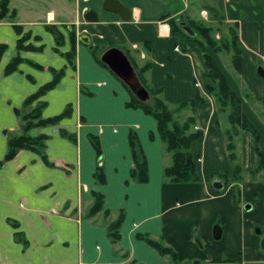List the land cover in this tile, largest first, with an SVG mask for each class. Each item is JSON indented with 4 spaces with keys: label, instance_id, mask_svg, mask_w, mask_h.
Listing matches in <instances>:
<instances>
[{
    "label": "crops",
    "instance_id": "obj_1",
    "mask_svg": "<svg viewBox=\"0 0 264 264\" xmlns=\"http://www.w3.org/2000/svg\"><path fill=\"white\" fill-rule=\"evenodd\" d=\"M118 1L130 9L129 20L105 9L104 0H9L12 16L0 20V44L5 45L0 56V160L8 137L21 132L17 110L25 113L44 102L43 118L67 107L71 116L31 130L46 135L40 152L20 149L0 165V264H264V170L249 173L258 152L264 153V81L256 72L257 66L264 68V0ZM89 11L97 20L86 18ZM169 19H193L219 30L237 26L244 48L237 76L208 48L260 134L257 140L240 131L234 162L224 133L228 122L223 127V115L205 88L202 52L197 47L180 51ZM160 22L168 30L159 31ZM98 45L119 48L138 66L150 62L145 80L152 89L161 87L169 103L195 100L198 91L208 97L195 103L197 127L203 130L191 143L198 181L165 180L170 155L156 120L125 105L128 89L96 60L93 47ZM16 58V67L6 73ZM56 76L53 87L24 104ZM130 129L145 154V183L130 179ZM90 134L99 139L100 158ZM233 163L241 169L239 203ZM98 165L104 182L95 178ZM219 170L227 171V183L212 178ZM94 191L101 192L108 215L103 210L88 215ZM120 210V236L113 242L107 225ZM142 236L162 241L186 260L161 255Z\"/></svg>",
    "mask_w": 264,
    "mask_h": 264
},
{
    "label": "trees",
    "instance_id": "obj_2",
    "mask_svg": "<svg viewBox=\"0 0 264 264\" xmlns=\"http://www.w3.org/2000/svg\"><path fill=\"white\" fill-rule=\"evenodd\" d=\"M8 16L9 0H0V20ZM169 32L171 36L178 38V48L182 52H186L191 47H197L202 52V57L206 67L204 77L206 90L213 95L217 102L218 111L225 113L228 126L225 128V136L227 140V148L232 162L235 161V141L241 130L249 131L255 139H259L258 130L252 125L247 116L243 112L242 102L237 92L230 85L225 76L222 66H219L213 56L208 52V48L212 49L216 54L222 51L230 53L231 66L236 72H241L244 48L240 44L235 24L227 27L229 38L220 36L215 37L218 28L193 19H169ZM188 27V30L184 29ZM107 46H94L93 54L96 60L102 64L99 55ZM5 48L4 44H0V56ZM98 51V53H97ZM129 58V56H127ZM18 58L11 61L6 66V73L12 71L16 67ZM132 63L140 87L146 90V97L140 98L126 84L129 92V100L125 105L131 108H141L144 113L151 115L156 120V129L163 144L164 151L170 155V162L163 167V174L166 181L173 183H188L199 180L196 163L191 152V143L203 134V130L197 127V115L195 103H204L207 97L200 91L196 93L195 100L182 101L179 103H169L162 97V88L152 89L146 82L144 73L149 69L150 62L141 66L129 58ZM58 75V74H57ZM58 77H54L50 82L44 84L40 89L30 95L24 104H29L40 94L45 92L50 87H53ZM264 112V97L260 101ZM44 102H39L30 111L18 114L21 117V132L19 134L10 135L7 139V149L0 165L12 158L20 149H31L40 152L44 147L46 135H32L30 132L39 126L53 124L58 122L63 117L69 114V107L65 108L61 113L52 117L43 118L41 110ZM172 105V106H171ZM183 113V118L182 117ZM71 137V135L69 134ZM150 136L152 134L150 133ZM98 158L101 155V146L97 136L89 135ZM128 143L131 151L132 167L130 169V179L132 181L145 183L148 181V169L144 151L139 143L136 132L133 129L128 131ZM258 163L249 171L250 175H255L257 172L264 170V153L258 152ZM99 162V161H98ZM233 191L236 203H239V192L241 183V169L237 163H233ZM95 178L99 182H104V173L98 165L95 170ZM219 177L223 182L227 183V171H213L212 178ZM92 205L88 210V215H94L103 210V196L101 192H93ZM105 215H108L109 210H103ZM124 217L123 210L118 212V215L107 225L108 237L116 242L120 236L119 226ZM18 236V234H17ZM144 240L155 247L161 255H169L174 261L186 260L185 257L177 253L173 248L166 246L158 239L142 236ZM19 238V236H18Z\"/></svg>",
    "mask_w": 264,
    "mask_h": 264
},
{
    "label": "water",
    "instance_id": "obj_3",
    "mask_svg": "<svg viewBox=\"0 0 264 264\" xmlns=\"http://www.w3.org/2000/svg\"><path fill=\"white\" fill-rule=\"evenodd\" d=\"M103 6L107 10L119 13L124 20H129L131 18L130 9L118 0H104ZM92 17L94 20H97V16L93 11L86 13V18L91 19ZM100 59L140 98L143 99L146 97V90L143 87H140L134 67L122 50L117 47H109L102 52ZM256 72L264 81V68L262 66H257Z\"/></svg>",
    "mask_w": 264,
    "mask_h": 264
},
{
    "label": "rangeland",
    "instance_id": "obj_4",
    "mask_svg": "<svg viewBox=\"0 0 264 264\" xmlns=\"http://www.w3.org/2000/svg\"><path fill=\"white\" fill-rule=\"evenodd\" d=\"M221 27V30H219V31H217L214 35H215V37L217 38V39H219L220 38V36L221 35H223L224 37H226V38H229V34H228V29H226V28H224L222 25L220 26ZM185 29L186 30H188V27H185ZM217 34V35H216ZM107 49V48H106ZM105 49V50H106ZM97 53H98V51H97ZM217 55H218V57H219V59H220V63L224 66V67H226V69L235 77V76H237V72L235 71V69L231 66V55H230V53H227V52H225V51H222V52H219V53H217ZM223 68V67H222ZM244 90L242 91V93H245L244 91H246L247 92V90L245 89V88H243ZM209 93V92H208ZM211 96H212V98L214 99V101H215V98L213 97V95L211 94V93H209ZM205 95V94H204ZM206 96V95H205ZM207 97V96H206ZM207 100H208V97H207ZM215 103H216V106H217V102L215 101ZM173 104V103H172ZM172 106V105H171ZM217 108H218V106H217ZM182 114V117L180 116V118H183V113H181ZM220 115H223V117H222V119H221V123H224V124H222L223 125V127H225L226 125H227V117H226V115H225V113H220ZM71 118V116L69 115V116H67L66 117V119H70ZM66 121H68V120H66ZM222 127V128H223ZM225 128H227V127H225ZM224 128V129H225ZM225 131V130H224ZM170 261V263L171 264H175L174 262H172L171 260H169Z\"/></svg>",
    "mask_w": 264,
    "mask_h": 264
},
{
    "label": "built area",
    "instance_id": "obj_5",
    "mask_svg": "<svg viewBox=\"0 0 264 264\" xmlns=\"http://www.w3.org/2000/svg\"><path fill=\"white\" fill-rule=\"evenodd\" d=\"M52 15L50 13H48L47 17L49 20H52ZM168 30V24L167 23H164V22H160L159 23V31H166Z\"/></svg>",
    "mask_w": 264,
    "mask_h": 264
}]
</instances>
